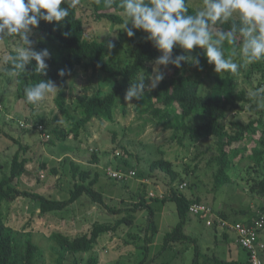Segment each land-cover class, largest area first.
I'll return each mask as SVG.
<instances>
[{
	"label": "rangeland",
	"instance_id": "1",
	"mask_svg": "<svg viewBox=\"0 0 264 264\" xmlns=\"http://www.w3.org/2000/svg\"><path fill=\"white\" fill-rule=\"evenodd\" d=\"M202 3L203 0L188 1L189 6L195 9L202 7ZM62 7L67 5L62 4ZM75 10L84 24L85 36L104 42L109 63L127 64L130 61L134 44L139 39L137 30L130 38L122 30V23L113 25L105 20L95 21L91 0H80ZM121 15L123 17V14ZM31 39L34 41V47L36 36L32 35ZM19 43L18 38L0 39V180L9 175L11 158L20 151V146H23L28 149L26 153L21 151L20 154L27 158L28 162L24 173L14 183L20 190L52 199H68L73 184L69 161H73L82 169H89L98 174L94 187L103 195L105 203V206L93 204L88 197L82 196L65 210L49 212L41 217L35 212L36 203L29 198L20 197L13 202L3 203L1 210L4 222L15 231L17 242L21 244L25 237L30 235L42 250L36 264H55L57 245L50 239L52 233L75 236L88 231L93 223L115 224L126 215L123 210L132 208L140 197L152 208L157 227L147 252L142 241L147 210H135L130 213L131 225L121 224L116 231L101 234L92 251L76 257L67 255L64 264H72L75 258L84 263L89 256H96L98 264H138L142 260H145V264H192L194 249L191 243H175L161 251L165 233L171 231L178 222L174 202H164L158 197L160 194H167L168 178L159 171L149 170L150 163L162 157L171 160L174 169L181 174L183 182L187 184L182 190L186 197L198 196L201 203L208 205L215 212L225 213L230 222H246L262 205L263 198L249 191V184L257 180L258 175L251 169L247 170L250 162L248 158H239L229 172L232 181L212 193L213 167L206 166V160L210 156L202 162L191 160L200 143L192 139L184 140L182 145L178 144L177 140L171 141V132L156 126L150 115L137 112L139 101L135 99L131 102L124 100L125 112L118 107L113 122L93 119L85 127L68 132L65 139L52 136V130L67 132L74 121L80 119L78 99L104 95L113 89L115 83L103 74H91L90 71L85 72L82 68H77L65 86L67 114L58 110L55 105L57 89L31 110L23 99L17 98L14 77L9 78L3 72L4 57L13 52ZM152 67L153 64L149 65L139 75L150 74ZM161 71L165 77L170 72L164 66H161ZM209 71L215 73L214 65ZM237 80L238 89L245 90L248 98L253 100L256 98L249 93L264 88V85H258L260 77L256 71L249 80L245 79L243 74L238 75ZM210 81V76H206L202 92L208 91ZM55 84L60 87L58 83ZM249 106H238L236 111L230 112L227 120L248 122L253 116ZM190 120L192 119L187 121L191 122ZM21 122L29 125L42 124L50 132L52 142L43 140L31 127L24 130L19 125ZM251 146L252 144L248 145L244 154H250ZM93 152L98 157V163L92 162ZM195 164L198 166L195 174H186V165ZM109 168L124 172L134 170L136 176L127 182H115L106 175ZM52 169H55L56 173L53 174ZM150 194H153V197ZM111 210L119 212L113 213ZM240 210L245 213H239ZM184 233L197 241L200 253L208 258L215 256L226 261H246V253L238 247L234 232L228 233V242L224 243L219 233L207 228L196 217L190 216ZM215 236L218 242L215 241ZM259 240L264 244V230L260 233ZM262 258L264 262V251Z\"/></svg>",
	"mask_w": 264,
	"mask_h": 264
},
{
	"label": "trees",
	"instance_id": "2",
	"mask_svg": "<svg viewBox=\"0 0 264 264\" xmlns=\"http://www.w3.org/2000/svg\"><path fill=\"white\" fill-rule=\"evenodd\" d=\"M188 1L186 0L189 14H195L197 9L189 6ZM91 4L95 21L105 20L113 25L123 23L121 15L123 10L117 6L106 7L103 0H91ZM69 11V16L63 22L40 21L39 25L33 28V35L36 36L34 48L37 51L48 49L50 52V58L46 61L48 68L46 74L36 73L34 72L35 61H33L31 65L27 66V72L14 77L17 98L23 99L25 105L31 110L35 109L38 103L27 102L24 89L38 83L41 79L52 80L60 85L57 89L55 105L58 110L67 114L65 86L77 68H82L85 72L90 71L91 74H103L114 81L115 86L104 95L78 99L77 107L81 112V117L74 121L67 132L52 130V136L59 139H65L69 134L68 132H72L75 128L77 131L80 127H85L93 119L113 122L114 113L118 107L125 112L123 98L131 82L135 81L145 68L153 64L155 59L162 55L152 42L146 39L147 34L142 30H137L139 39L134 44L130 61L127 64H111L108 61L104 42L87 38L84 24L78 17L75 8ZM229 27L230 22L222 25L217 23L212 30L213 32L221 29L227 30ZM234 48L238 52L239 40L235 45L227 43L224 45L223 51L226 57L232 53ZM197 54H199L200 59L199 67H194L189 62H182L180 68L168 65L169 75L160 82L156 89L146 93L145 97L139 100L136 110L141 114L150 115L156 126L171 132V141L177 140V143L182 145L184 140L192 139L200 143L191 160L192 162L196 160L202 162L206 160L207 156H210L206 160V166L208 168L213 167L211 175L212 193L217 192L224 184L232 181L229 172L239 158H248L250 162L247 170L251 169L258 175V179L249 184V191L253 195L263 198V203L255 214L244 222L250 224L253 223L257 212L264 214V95L256 96L254 100L248 98L245 90L238 89L237 77L243 74L244 78L249 80L256 71L260 77L258 85H264V60L247 66L243 64L235 74L230 72L218 74L209 71L213 65L208 63L203 49L194 47L190 52L179 47L173 49L174 56H196ZM233 59L242 63L238 55L234 56ZM7 67L9 65L5 64L3 72ZM61 69H64L66 73L63 77L58 75ZM206 76H210L211 85L208 91L202 92L201 88ZM261 102L263 103L261 104ZM244 104L250 105L249 110L253 115L248 122L244 123L238 119L227 120L232 110L236 111L238 106ZM189 119H192L191 122L187 121ZM32 125L43 126L42 124ZM43 132L49 136L48 140H43L51 143L50 132L46 130L45 126H43ZM249 144H252L251 151L249 155H246L244 153ZM26 149L28 148L20 146V151H17L11 158L9 175L0 180V264H36V260L42 254V250L33 242L30 235H27L21 244L17 242L15 231L4 222L1 210L3 203L13 202L20 197L29 198L36 203L35 212L37 211L36 214L39 217L49 212L65 210L82 196L88 197L93 204L105 206L103 195L94 187L98 181V174L92 173L89 169H82L73 161H69V173L73 179V184L68 199H52L48 196L20 190L14 183L25 171L28 159L20 153L21 151L26 153ZM92 162L98 163L95 152L92 153ZM173 166L171 160L163 157L152 161L149 165L151 172L159 171L168 178L169 190L166 195L160 194L162 196L160 199L164 202H174L178 216L177 224L163 237L161 251L175 243H191L194 249L192 264H250L247 253L242 248L247 257L244 262L226 261L215 256L208 258L200 253L197 241L184 233V228L190 218L188 207L192 203H201V199L198 196L186 197L182 190H179V186L185 182ZM186 167V174H195L198 168L197 164L186 165ZM51 172L54 174L56 170L52 169ZM247 173L249 174L248 171ZM155 199L158 200V197ZM209 208L215 212L211 207ZM143 209L147 210V219L142 241L143 248L147 252L148 245L157 232V227L152 208L140 197L132 208L123 210L126 215L115 224L93 223L88 231L75 236H67L58 232L52 233L50 239L57 245L55 264H64L67 255L76 257L92 251L101 234L116 231L121 224L131 225L130 213ZM111 212L119 211L111 210ZM215 213L227 219L226 214L222 211ZM239 213L244 214L245 212L240 210ZM196 218L202 221L200 218ZM202 222L204 223V221ZM209 229L219 233L222 240L228 242V233L219 232L215 228ZM261 232L258 233V239ZM261 259L263 261L262 257ZM80 262L79 258H75L72 264H98V259L96 256H89L84 263ZM138 264H145V260L138 262Z\"/></svg>",
	"mask_w": 264,
	"mask_h": 264
},
{
	"label": "clouds",
	"instance_id": "3",
	"mask_svg": "<svg viewBox=\"0 0 264 264\" xmlns=\"http://www.w3.org/2000/svg\"><path fill=\"white\" fill-rule=\"evenodd\" d=\"M80 0H0V39L18 38L20 41L14 51L4 57L9 67L4 69L9 77H18L27 72V66L35 61L34 72L46 74L50 58L48 49L37 51L31 39L33 28L40 21L63 22ZM106 7L117 6L123 10L122 30L128 37L135 35V30L147 34L146 39L162 55L153 62L150 74L139 75L128 87L124 100H142L146 93L158 87L165 78L161 66L182 67V62H189L199 67V54L173 55L174 47L186 52L196 48L204 50L209 64L214 65L218 74L237 73L243 64L264 60V0H203L202 7L189 14L186 0H103ZM62 4L67 7H62ZM230 22L227 30L213 32L215 24ZM65 35H68L65 33ZM239 40L238 52L234 48L227 57L224 45H235ZM114 45H109L113 47ZM239 56L242 63L233 57ZM65 70L58 75L63 77ZM58 89L52 80L41 79L38 83L27 86L24 94L27 102L39 103ZM250 96L264 95V88L253 90Z\"/></svg>",
	"mask_w": 264,
	"mask_h": 264
},
{
	"label": "built area",
	"instance_id": "4",
	"mask_svg": "<svg viewBox=\"0 0 264 264\" xmlns=\"http://www.w3.org/2000/svg\"><path fill=\"white\" fill-rule=\"evenodd\" d=\"M21 128L27 129L31 127L34 131L38 132L42 139L48 140L49 136L43 132L41 125H29L27 123H19ZM106 175L109 179L115 182H127L134 178L136 173L134 170L128 171H114L112 169L106 170ZM186 184L183 183L179 186V190H183ZM153 197V194H150ZM161 198L162 196H158ZM188 214L190 216L198 217L208 228H215L219 232H234L237 245L242 248L248 256L250 264H263L261 259L264 250V244L259 241L258 233L264 229V214L257 212L253 223H240L230 222L222 218L217 213L213 212L208 206L202 203H192L188 207Z\"/></svg>",
	"mask_w": 264,
	"mask_h": 264
},
{
	"label": "crops",
	"instance_id": "5",
	"mask_svg": "<svg viewBox=\"0 0 264 264\" xmlns=\"http://www.w3.org/2000/svg\"><path fill=\"white\" fill-rule=\"evenodd\" d=\"M37 212V211H36ZM215 232V231H214ZM215 233H217V232H215ZM217 235V234H216ZM220 235V234H219ZM220 237H221V240H222V236L220 235ZM215 241H217L218 242V238H217V236H215ZM223 241V240H222ZM224 243H227V242H225V241H223Z\"/></svg>",
	"mask_w": 264,
	"mask_h": 264
}]
</instances>
